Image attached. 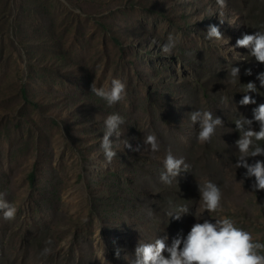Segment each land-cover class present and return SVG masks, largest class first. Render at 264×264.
I'll use <instances>...</instances> for the list:
<instances>
[{"label": "rangeland", "instance_id": "obj_1", "mask_svg": "<svg viewBox=\"0 0 264 264\" xmlns=\"http://www.w3.org/2000/svg\"><path fill=\"white\" fill-rule=\"evenodd\" d=\"M210 24L227 44L206 38ZM258 30L264 0H226L224 7L217 0H0V197L17 208L11 221L0 212V264H100L103 245L109 264H131L139 243L166 236L171 246L186 237L198 221L190 214L198 208L199 219L201 208L189 203L179 221L167 215L173 201L159 176L168 152L153 153L142 138L156 128L166 132L165 143L174 135L212 164L199 175L215 170L222 215L264 242V190L254 191V178L235 167L234 121L252 119L264 103L256 79L264 64L235 45ZM170 35L177 47L164 56ZM232 67L241 70L236 83ZM113 78L125 82L126 95L108 106L91 85L107 88ZM248 82L257 85L259 94L249 93L257 103L240 106ZM195 110L223 121L209 144L194 142ZM113 113L125 123L106 165L100 144ZM125 140L140 151L124 149ZM256 159L264 156L249 162Z\"/></svg>", "mask_w": 264, "mask_h": 264}, {"label": "clouds", "instance_id": "obj_2", "mask_svg": "<svg viewBox=\"0 0 264 264\" xmlns=\"http://www.w3.org/2000/svg\"><path fill=\"white\" fill-rule=\"evenodd\" d=\"M217 4L224 7L226 0H217ZM206 38L208 40H224L220 29L210 24L207 27ZM177 47L176 40L170 35L167 42L162 46V55L171 56ZM236 48H246L250 50V55L255 60L264 64V30L255 31L253 34H245L237 39ZM234 51V48H229ZM240 68L232 67L228 74L231 77V83H236L240 78ZM245 75L251 76L252 70L246 69ZM256 79L260 87L264 88V72L257 74ZM245 87L242 99L239 100L240 106L256 104V100L249 93L259 94L256 83L248 82ZM91 92L97 97L106 101L108 106H113L125 98L126 84L119 78H113L110 86L97 87L93 82ZM252 119L237 118L234 121L235 130L239 132V138L235 141L238 150V156L235 167L243 168L245 179L254 178L251 185L254 191L264 190V160L256 159L249 162V158L264 156V103H260L253 110ZM193 124L199 123L197 141L200 144H209L216 135L218 127H223V121L220 117L214 116L211 111L195 110L189 114ZM254 122L258 124V129L253 127ZM125 123L122 116L117 113L108 115L104 121V133L100 147L107 164H111L117 155L114 149L115 141L121 137V126ZM124 149L131 152H139L141 145L135 147L129 140L123 141ZM143 145L149 146L155 153L160 149L158 139L155 134H149L143 139ZM118 147V144H117ZM163 171H161L159 180L165 185L171 187L173 183L179 184L178 177L181 173L189 172L190 165L183 157H175L171 151L163 159ZM243 184V180H241ZM201 215L197 219L203 222L193 224L186 237L177 236L172 240L171 246L166 243L167 237L156 238L152 242L139 243L135 248V260L131 264H264V242L254 239L252 233L236 225V222L227 215H222L225 211L223 205V193L221 188L211 182L205 181L199 184ZM0 212L3 219L14 220L17 214V208L0 197ZM189 213L187 205L174 204L169 201V211L167 215L170 220L179 221L183 215ZM207 213V217H205ZM210 214H215L216 218H210ZM214 220V222H212ZM47 243H51L48 241ZM51 249H44L47 254ZM105 245L96 250L97 259L100 264H109L105 258ZM167 253V255H165ZM119 257V249L116 251Z\"/></svg>", "mask_w": 264, "mask_h": 264}, {"label": "trees", "instance_id": "obj_3", "mask_svg": "<svg viewBox=\"0 0 264 264\" xmlns=\"http://www.w3.org/2000/svg\"><path fill=\"white\" fill-rule=\"evenodd\" d=\"M115 41L117 42L116 39ZM22 92L24 96L26 92L24 87L22 88ZM255 130H259V129L256 128ZM152 132L151 134H155L158 139V142L160 145L159 151H162V150L163 152L171 151L172 154H182V155L186 154V156L189 158V161L187 162V164L190 165L189 172L181 173V176L178 177L179 184H176L174 182L171 187L167 188V190H169V193H170L169 198H171L174 204L188 206L189 203H192L195 201V205L197 206L200 205L201 201H200V193H199V184H203L205 181H211L220 187V182L217 178H215L217 177V174L213 168H211L210 172H206L202 176L199 175L200 173L199 169H207L210 166L212 167V164L207 161H202V160L197 159V155L195 154V149H192L191 146L189 148H186V146H184L180 141L174 138V135L165 143V139L167 137L165 134L166 132L163 133L158 128H156ZM147 135H148L147 132H143L142 138L144 139ZM194 142H197V138L194 140ZM194 173H197V176ZM34 179H35V172L32 171L29 175V180L31 181V183H33ZM160 193H161V189H159V185H158V188L155 190L154 195L157 196V195H160ZM198 212L199 210L197 208V212L190 214V218L196 221ZM204 215L205 217H207V214H204ZM211 218L214 219L216 218V216H213L212 214ZM212 222H214V220Z\"/></svg>", "mask_w": 264, "mask_h": 264}]
</instances>
